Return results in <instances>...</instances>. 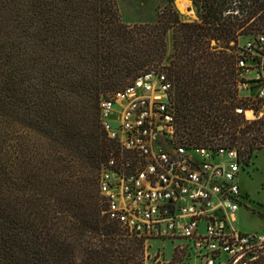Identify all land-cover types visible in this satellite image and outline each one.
<instances>
[{"label": "trees", "instance_id": "trees-1", "mask_svg": "<svg viewBox=\"0 0 264 264\" xmlns=\"http://www.w3.org/2000/svg\"><path fill=\"white\" fill-rule=\"evenodd\" d=\"M191 1L193 21L167 4L128 24L115 0H0V264H145L100 193L116 148L100 103L167 58L169 31L180 131L228 135L249 157L264 146V124L235 112L263 108L238 97L236 61L239 36L264 32V0Z\"/></svg>", "mask_w": 264, "mask_h": 264}, {"label": "built area", "instance_id": "built-area-1", "mask_svg": "<svg viewBox=\"0 0 264 264\" xmlns=\"http://www.w3.org/2000/svg\"><path fill=\"white\" fill-rule=\"evenodd\" d=\"M236 66L238 97L264 108V32L238 42ZM173 96L167 73L151 67L102 98L101 124L116 146L99 178L109 218L145 242L186 239L171 261L146 253L145 264H264V234L236 226L248 148L208 130L202 140L182 133ZM263 108L235 112L264 124Z\"/></svg>", "mask_w": 264, "mask_h": 264}, {"label": "rangeland", "instance_id": "rangeland-1", "mask_svg": "<svg viewBox=\"0 0 264 264\" xmlns=\"http://www.w3.org/2000/svg\"><path fill=\"white\" fill-rule=\"evenodd\" d=\"M121 18L128 24L153 23L157 19L158 13L165 5H172L179 13L180 18L185 21H193L197 18L196 8L192 1H188L185 8L179 7L178 0H115ZM172 33H167V58L162 63L156 65L160 70H165V65L169 63V56L173 51ZM249 35H240L239 42L244 41ZM247 167L241 171L239 181L241 188L247 193L246 198L241 199V204L236 213V226L242 232L264 234V147L254 150V153L246 163ZM186 242V239L175 241L160 238H149L145 244V252L151 259L155 257L169 262L172 260L174 250L178 245ZM194 258L190 264L195 263ZM172 264V262L170 263Z\"/></svg>", "mask_w": 264, "mask_h": 264}, {"label": "bare ground", "instance_id": "bare-ground-1", "mask_svg": "<svg viewBox=\"0 0 264 264\" xmlns=\"http://www.w3.org/2000/svg\"><path fill=\"white\" fill-rule=\"evenodd\" d=\"M188 1L189 0H178L179 7L181 6L180 8H182V9L185 8L187 6V4H188Z\"/></svg>", "mask_w": 264, "mask_h": 264}, {"label": "water", "instance_id": "water-1", "mask_svg": "<svg viewBox=\"0 0 264 264\" xmlns=\"http://www.w3.org/2000/svg\"><path fill=\"white\" fill-rule=\"evenodd\" d=\"M189 1H191V0H189Z\"/></svg>", "mask_w": 264, "mask_h": 264}]
</instances>
